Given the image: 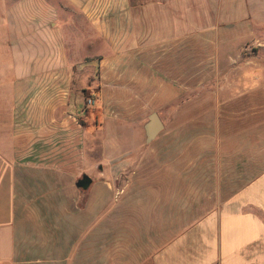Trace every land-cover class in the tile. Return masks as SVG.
Masks as SVG:
<instances>
[{"label":"crops","instance_id":"1","mask_svg":"<svg viewBox=\"0 0 264 264\" xmlns=\"http://www.w3.org/2000/svg\"><path fill=\"white\" fill-rule=\"evenodd\" d=\"M0 264H264V0H0Z\"/></svg>","mask_w":264,"mask_h":264},{"label":"rangeland","instance_id":"2","mask_svg":"<svg viewBox=\"0 0 264 264\" xmlns=\"http://www.w3.org/2000/svg\"><path fill=\"white\" fill-rule=\"evenodd\" d=\"M81 52L85 54L87 51H85V48L81 47ZM95 176H96V174L93 175V177H95ZM162 179L163 178H159V176H157V177H153L152 179L150 178V180L148 181L149 189L150 190L155 189L158 192V194H156L155 196L154 195L150 196V203L152 205H156L159 203V201H157L158 200L157 195L164 197L163 193L168 192V191L173 192L174 189L178 188V184H177V182H175V180L173 178H165V180H162ZM151 184H154V186H152ZM145 192L146 191H144L143 193H145ZM171 197H172L171 195L166 194V197H164V198H166V200L169 201V199H171ZM136 198L137 197H135V194L131 193V191H128L126 194H122L120 196H119V194H115V191H114L113 195H111L109 208H114L115 205H122V207L125 208V203H126L127 199L130 203L131 202L133 203ZM143 203L146 204V201H144ZM136 205H138V204H136ZM125 212L126 211L124 209H122L120 220H124V217H122V215H125L126 214ZM122 227L123 228H121V229L119 227H117L116 231H114V234L118 233V235H119V234H121V232H124V234H125V226L123 225Z\"/></svg>","mask_w":264,"mask_h":264},{"label":"water","instance_id":"3","mask_svg":"<svg viewBox=\"0 0 264 264\" xmlns=\"http://www.w3.org/2000/svg\"><path fill=\"white\" fill-rule=\"evenodd\" d=\"M162 129H163V126L161 122L159 121L157 115L153 113L149 117V122H147V124L145 125L147 141L151 142L152 140H154L157 137V135L162 131Z\"/></svg>","mask_w":264,"mask_h":264},{"label":"trees","instance_id":"4","mask_svg":"<svg viewBox=\"0 0 264 264\" xmlns=\"http://www.w3.org/2000/svg\"><path fill=\"white\" fill-rule=\"evenodd\" d=\"M88 183H89V179L87 177H84V178L78 180V182H77L78 186L81 188L87 187Z\"/></svg>","mask_w":264,"mask_h":264},{"label":"built area","instance_id":"5","mask_svg":"<svg viewBox=\"0 0 264 264\" xmlns=\"http://www.w3.org/2000/svg\"><path fill=\"white\" fill-rule=\"evenodd\" d=\"M94 106V101L92 99H87L86 100V107L91 108Z\"/></svg>","mask_w":264,"mask_h":264}]
</instances>
